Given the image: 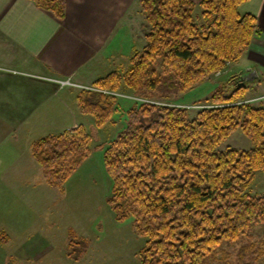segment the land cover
I'll use <instances>...</instances> for the list:
<instances>
[{
    "label": "trees",
    "instance_id": "trees-1",
    "mask_svg": "<svg viewBox=\"0 0 264 264\" xmlns=\"http://www.w3.org/2000/svg\"><path fill=\"white\" fill-rule=\"evenodd\" d=\"M32 1L65 17V0ZM245 1L139 0L145 45L125 72L111 71L93 82L94 89L78 92L80 111L97 126L122 109L114 92L124 83L145 99L126 110V126L115 138L97 145L104 148L113 178L109 205L119 220L132 217L137 233L147 238L142 264H235L215 260L219 244L264 225V193L247 191L255 174L264 171V103L248 101V83H238L229 93L218 87L194 116L189 106L157 101L147 93L161 83L154 75L158 58L170 71L164 77L168 84L160 88L167 93L190 88L239 61L260 32L257 16L240 10ZM197 6L201 13H195ZM237 129L252 146L218 149ZM90 142L89 132L78 125L35 139L31 154L45 182L61 190L91 153ZM0 236L4 240L7 234ZM71 244L81 246L74 248L80 256L88 243L72 238ZM251 253H257L254 247L238 249L236 264H252L245 257Z\"/></svg>",
    "mask_w": 264,
    "mask_h": 264
},
{
    "label": "rangeland",
    "instance_id": "rangeland-1",
    "mask_svg": "<svg viewBox=\"0 0 264 264\" xmlns=\"http://www.w3.org/2000/svg\"><path fill=\"white\" fill-rule=\"evenodd\" d=\"M195 13H201L199 6ZM237 63L233 62L232 66L209 75L190 88L177 87L167 93L160 88L168 84L164 77L168 76L170 71L166 69L162 58H158L157 71L154 75L161 78V83L156 85L154 90H147V93L152 94L150 98L157 101H172L173 104L189 106L191 115L194 116L198 108L208 105L209 101L204 99L218 87L227 93L235 88L239 80H228L239 75L237 72L240 64ZM258 77L247 82L249 89L246 96L248 101L255 105L264 103V74L259 73ZM57 81L60 82L59 79ZM84 88L94 89L93 85ZM114 94L117 95L118 103H123L124 110L116 112L112 121L97 126L92 116H79L77 124L82 125L91 136V153L66 181L64 189L48 185L43 178L40 164L22 148L20 149V152L23 151L22 168L2 171L0 175L2 181L4 178H10V183L5 181V184L0 186V190L6 191V196L0 200V230L5 227L9 238L16 237L20 244L15 240L10 249L13 240L10 239L8 243L0 242V264H142L140 251L147 238L137 233L132 217L119 220L109 205L108 198L111 195L113 178L105 166L104 148L97 145L110 141L124 129L127 123L126 110L130 103L145 99L135 96L134 90L125 83ZM55 124L43 123L40 127H34L33 123H19L15 127V133L20 140L27 137L31 140L33 136L59 132L60 129H56ZM59 124L66 130L72 121ZM76 127L77 125L72 129ZM11 140L7 138L6 143L0 145L1 152L8 148L6 146ZM13 141L10 146L17 145ZM251 146V140L241 129H237L219 143L218 149L223 150L227 147L248 149ZM12 178H16L20 185L14 183L11 186ZM247 191L251 194L264 193V171L255 174ZM71 231L74 232L72 235ZM72 238L84 239L88 243L82 255L79 256L74 251V248L80 249L81 246L78 244L73 246ZM237 239L223 240L215 251V260L225 258L236 264L238 249L251 246L257 253L245 255L246 261L264 264L263 223L253 225L248 234ZM247 241L253 244L250 245ZM45 242L51 247H44Z\"/></svg>",
    "mask_w": 264,
    "mask_h": 264
},
{
    "label": "crops",
    "instance_id": "crops-1",
    "mask_svg": "<svg viewBox=\"0 0 264 264\" xmlns=\"http://www.w3.org/2000/svg\"><path fill=\"white\" fill-rule=\"evenodd\" d=\"M65 4V17L59 19L32 0H0V145L7 138L17 144L10 146L11 140L0 151V175L21 169L20 149L31 154L32 142L44 135L20 140L16 125L56 123L57 133L65 131L59 123L72 121L66 130L78 126L79 116L86 115L78 107V92L113 70H127L145 45L146 18L139 0H65ZM240 10L257 16L260 32L237 61V74L248 67L264 74V0H247ZM58 79H70L72 84L62 85ZM5 181L10 183V178L0 177V186ZM14 183L16 178L11 179V186ZM4 195L1 189L0 200ZM1 233L7 237L0 236V242L13 240L11 249L16 237L9 238L5 227Z\"/></svg>",
    "mask_w": 264,
    "mask_h": 264
},
{
    "label": "water",
    "instance_id": "water-1",
    "mask_svg": "<svg viewBox=\"0 0 264 264\" xmlns=\"http://www.w3.org/2000/svg\"><path fill=\"white\" fill-rule=\"evenodd\" d=\"M258 73L256 69L248 67L244 72L238 75L239 83L245 84L248 81H254L256 78H258Z\"/></svg>",
    "mask_w": 264,
    "mask_h": 264
},
{
    "label": "built area",
    "instance_id": "built-area-1",
    "mask_svg": "<svg viewBox=\"0 0 264 264\" xmlns=\"http://www.w3.org/2000/svg\"><path fill=\"white\" fill-rule=\"evenodd\" d=\"M62 85L71 84L70 80H60Z\"/></svg>",
    "mask_w": 264,
    "mask_h": 264
}]
</instances>
